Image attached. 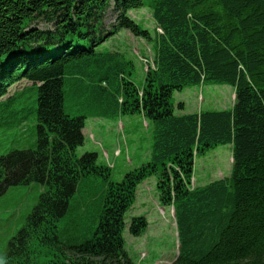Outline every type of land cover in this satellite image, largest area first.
I'll list each match as a JSON object with an SVG mask.
<instances>
[{
  "label": "trees",
  "instance_id": "obj_1",
  "mask_svg": "<svg viewBox=\"0 0 264 264\" xmlns=\"http://www.w3.org/2000/svg\"><path fill=\"white\" fill-rule=\"evenodd\" d=\"M140 8L150 10L152 35L129 14ZM121 30L151 43L140 87L130 77L136 62L105 44ZM208 83L233 87L230 108L175 113L184 105L174 91ZM134 113L152 125L150 156L121 180L96 152L75 154L86 118ZM27 124L31 146L0 153V195L31 182L44 189L2 264H136L124 215L152 175L160 203L173 208L170 264H264V0H0V127ZM222 144L231 146L229 175L191 187L194 158ZM97 179L96 225L62 238L71 199ZM146 227L134 216L128 231Z\"/></svg>",
  "mask_w": 264,
  "mask_h": 264
},
{
  "label": "rangeland",
  "instance_id": "obj_2",
  "mask_svg": "<svg viewBox=\"0 0 264 264\" xmlns=\"http://www.w3.org/2000/svg\"><path fill=\"white\" fill-rule=\"evenodd\" d=\"M130 16L153 34L155 23L148 8H140L129 12ZM113 21L111 11L106 13V27ZM42 26V25H41ZM109 48L127 53L136 63L131 79L140 87L144 72L151 60V43L132 35L128 30H121L105 43ZM20 81L11 90L26 85ZM234 90L227 84H199L187 86L180 91H174L172 101L176 105L183 102V110L175 107V113L197 112L198 110H221L232 106ZM34 125L27 124L8 128L0 127V153L12 149H25L35 140ZM83 144L75 149L77 156L87 151L97 153V162L112 163L110 179L119 181L130 169L149 160L152 140V125L141 114H124L115 118L88 117L84 121ZM118 150L119 153L115 154ZM231 168V146L222 144L209 149L194 158L193 183L205 185L211 181L225 178ZM156 175L146 178L137 185L134 202L124 215V249L134 263L139 264H170L177 254V236L172 206L160 203L156 188ZM100 181L87 180L81 184L70 202V207L58 225L59 234L69 239L76 234L92 229L97 213V197ZM44 186L31 182L10 186L0 195V264L5 258L7 242L23 225L26 215L36 204ZM81 198L92 199L89 209L84 208ZM143 215L147 221L144 233L134 236L128 231L132 217ZM64 239H62L64 241ZM66 245V244H65ZM65 245L63 251H66ZM69 250V249H68ZM63 256L59 250L54 249Z\"/></svg>",
  "mask_w": 264,
  "mask_h": 264
}]
</instances>
